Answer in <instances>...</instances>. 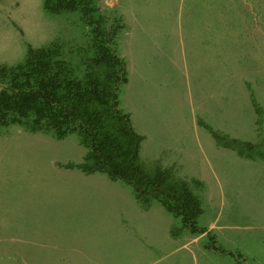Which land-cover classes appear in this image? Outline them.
Masks as SVG:
<instances>
[{
  "label": "rangeland",
  "instance_id": "obj_1",
  "mask_svg": "<svg viewBox=\"0 0 264 264\" xmlns=\"http://www.w3.org/2000/svg\"><path fill=\"white\" fill-rule=\"evenodd\" d=\"M110 1L97 6L124 25L120 105L144 136L140 163L189 183L203 232L159 201L144 208L121 180L69 168L88 153L78 133L0 123V264H264V158L212 133L264 152V0ZM55 43L76 76L94 69L80 11L0 0V65Z\"/></svg>",
  "mask_w": 264,
  "mask_h": 264
},
{
  "label": "trees",
  "instance_id": "obj_2",
  "mask_svg": "<svg viewBox=\"0 0 264 264\" xmlns=\"http://www.w3.org/2000/svg\"><path fill=\"white\" fill-rule=\"evenodd\" d=\"M101 1L45 0L49 12L80 11L93 27L94 69L80 78L65 58L62 45L30 47L24 64L0 65V123L19 124L32 132L52 131L58 139L78 133L88 153L83 163L69 168L121 180L134 188L144 208L159 201L194 233L203 232L197 226L203 212L201 201L189 183L170 169L149 174L140 163L144 136L120 105L121 87L129 81L126 62L116 50L124 25L107 8L97 6ZM212 133L219 145L243 157L264 158V152L252 143Z\"/></svg>",
  "mask_w": 264,
  "mask_h": 264
},
{
  "label": "crops",
  "instance_id": "obj_3",
  "mask_svg": "<svg viewBox=\"0 0 264 264\" xmlns=\"http://www.w3.org/2000/svg\"><path fill=\"white\" fill-rule=\"evenodd\" d=\"M106 5L112 7V6H114V3L110 0H106ZM88 175H90V174H88Z\"/></svg>",
  "mask_w": 264,
  "mask_h": 264
}]
</instances>
